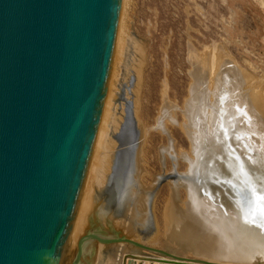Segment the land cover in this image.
I'll return each instance as SVG.
<instances>
[{
  "label": "water",
  "instance_id": "1",
  "mask_svg": "<svg viewBox=\"0 0 264 264\" xmlns=\"http://www.w3.org/2000/svg\"><path fill=\"white\" fill-rule=\"evenodd\" d=\"M120 9L121 0H0V264H87L93 241L173 256L101 228L93 211L73 233ZM128 258L157 260L129 253L121 264Z\"/></svg>",
  "mask_w": 264,
  "mask_h": 264
},
{
  "label": "rangeland",
  "instance_id": "2",
  "mask_svg": "<svg viewBox=\"0 0 264 264\" xmlns=\"http://www.w3.org/2000/svg\"><path fill=\"white\" fill-rule=\"evenodd\" d=\"M125 31L127 63L122 66L114 87V118L107 140L109 144L103 146L106 148L113 143L114 148L110 150L114 155L110 167L105 170L107 179L104 178L102 188L98 187L93 195L100 227L108 230L110 226L119 236L169 253L198 257L165 235L163 210L169 196L168 181L177 178V171L186 169V161L179 162L177 167L163 148L169 141L176 156L179 151L189 154V141L182 129V113L186 109L184 105L189 96L195 57L201 64H211L213 70L217 64L218 72L226 79L228 76L223 71L231 65V73L238 74L241 69L239 72L243 74V70L248 77L249 89L254 96L259 93L261 96H257L262 98H256L264 102V0H128ZM142 56L143 59H139ZM227 64H230L229 68L224 67ZM220 95L223 100L222 91ZM165 102H171L175 107H172L170 119L164 121V128L158 126L157 119ZM104 149L101 152L103 158L110 153ZM138 149L143 165L141 182L149 185L154 177L157 178L149 200L148 227L143 229L133 226L130 217L133 211L126 203ZM181 200V204L184 200L191 202L183 191ZM191 208L206 211L197 199H193ZM84 217L85 213L80 222H76L75 236H78ZM90 245L92 253L88 264H121L122 258L129 253L139 257L160 254L126 242L102 244L93 241ZM140 261L143 264V259ZM256 261L254 263L264 264V260Z\"/></svg>",
  "mask_w": 264,
  "mask_h": 264
},
{
  "label": "bare ground",
  "instance_id": "3",
  "mask_svg": "<svg viewBox=\"0 0 264 264\" xmlns=\"http://www.w3.org/2000/svg\"><path fill=\"white\" fill-rule=\"evenodd\" d=\"M127 2L121 0L107 92L74 227L84 213L86 215L93 211L97 217L94 196L97 188H102L101 182L107 176L105 170L114 155V151L110 150L114 148L113 143L106 148L103 146L108 143L114 118L112 110L116 81L121 75L122 66L127 63ZM139 59H143V56ZM201 63L196 57L193 59L192 82L189 96L185 98L186 109L182 113V129L189 141V154L179 151L176 156L173 154L174 146L169 141L164 148L162 146L163 152L172 156L177 167L179 162L186 161V169L177 171V178L168 181L169 196L163 210L165 235L174 238L169 240L184 250H191L198 257L159 254L155 257L157 260L151 262L143 259V264H256L257 259L264 260V102L256 98H262L259 93L260 96H254L249 89L246 84L248 77L243 70L245 75L240 74L238 67L235 69V73L239 70L238 74H234L230 70L233 65H225L227 68L230 66L223 71L228 76L226 79L222 72H218L217 64L213 70L208 62ZM222 78L226 80L222 82ZM221 91L225 100H220ZM172 105L171 102L162 105L161 115L156 118L158 126L165 128L164 121L170 117ZM103 149L110 151L107 157L102 155L104 158L101 157ZM137 151L133 182L126 203L133 211L130 216L133 226L143 229L148 227L149 200L157 178L154 177L149 185L141 182L143 165L141 152L139 149ZM182 191L191 202L184 200L181 204ZM193 199H197L206 211L191 208ZM89 248L91 254L92 245ZM127 260H131V264H142L139 258Z\"/></svg>",
  "mask_w": 264,
  "mask_h": 264
}]
</instances>
